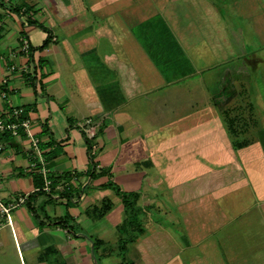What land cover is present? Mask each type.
<instances>
[{
    "label": "crops",
    "instance_id": "1",
    "mask_svg": "<svg viewBox=\"0 0 264 264\" xmlns=\"http://www.w3.org/2000/svg\"><path fill=\"white\" fill-rule=\"evenodd\" d=\"M166 1H0V88L55 179L38 192L30 139L0 133V199L26 197L0 264H124L109 183L139 194L127 261L264 264V0Z\"/></svg>",
    "mask_w": 264,
    "mask_h": 264
},
{
    "label": "built area",
    "instance_id": "2",
    "mask_svg": "<svg viewBox=\"0 0 264 264\" xmlns=\"http://www.w3.org/2000/svg\"><path fill=\"white\" fill-rule=\"evenodd\" d=\"M30 43L26 37L22 38V51L26 54L30 53ZM11 69H15V66H11ZM26 70V69H24ZM0 99L6 100L9 111L0 114V133L9 132L12 135H19L20 132L30 139L31 147L34 152L33 160H31L30 166L42 176L43 186L42 190L50 192L52 185V178L50 169L47 164L44 151L40 146V139L31 131V119L25 115L26 107L23 105H16L12 102L7 94L6 90L0 88ZM91 120H86V123H90ZM40 188H37L39 190ZM26 201L25 196L19 197L16 201L5 203L0 199V226L12 223V211L13 209Z\"/></svg>",
    "mask_w": 264,
    "mask_h": 264
},
{
    "label": "trees",
    "instance_id": "3",
    "mask_svg": "<svg viewBox=\"0 0 264 264\" xmlns=\"http://www.w3.org/2000/svg\"><path fill=\"white\" fill-rule=\"evenodd\" d=\"M0 1H2V0H0ZM31 22L32 23H37L35 20H31ZM50 41H51V37L48 36L44 40V42L39 46V48H44L45 46H47L49 44ZM45 157H46V159L50 158L49 155H45ZM40 177L42 178L41 175H40ZM51 178H52V185H51V190H52L54 182H55V179H54L53 176H51ZM42 182H43V179H42ZM42 182L38 186V188H40L39 190H37L38 192H45L44 190H42V186H43V183H44V182L43 183ZM109 185L114 186L116 191L122 196L123 203L125 205V209H126V213H127V217L123 221V224L120 226V231H121V234L123 235L120 238V244L118 246V248L120 250V255L123 258L124 264H133L130 261L126 260V257H125V252H126L125 245L128 242L136 240V238L139 235L144 233V227L142 225V221H141V218H140V215H139V207L135 203V198L138 197L139 194L137 192L121 191L118 186H115L112 183H109Z\"/></svg>",
    "mask_w": 264,
    "mask_h": 264
},
{
    "label": "rangeland",
    "instance_id": "4",
    "mask_svg": "<svg viewBox=\"0 0 264 264\" xmlns=\"http://www.w3.org/2000/svg\"><path fill=\"white\" fill-rule=\"evenodd\" d=\"M28 1H30V2H42V0H28ZM86 1V3H89V1H91V0H85ZM141 1V0H140ZM148 1H151V0H148ZM155 2H156V4L158 5L159 3H165V4H163V5H166L167 3V1L166 0H154ZM150 4H152V3H150ZM169 5H174L175 4V2H171V3H168ZM184 4H186V3H182V5H184ZM190 6V4H187V5H185L186 7L187 6ZM191 7V6H190ZM87 12V11H86ZM87 13H89V12H87ZM91 14H95V12H92L91 11ZM240 19H241V21H240ZM240 19H239V21H240V23L242 24V26H244L245 28L249 25V24H247L248 23V19L246 18V16H241L240 17ZM227 25L228 26H233L234 24H237V22H234V19L233 18H231V17H227ZM256 43L258 44V46L259 45H261V44H259V43H262V41L261 40H256ZM255 48H257L256 46H255ZM254 48V46H252V44H251V42H250V40H249V42H248V48H247V50L248 51H252L253 49H255ZM235 56H231V58H234Z\"/></svg>",
    "mask_w": 264,
    "mask_h": 264
}]
</instances>
